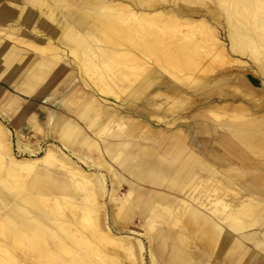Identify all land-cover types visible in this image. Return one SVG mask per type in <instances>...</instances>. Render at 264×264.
Listing matches in <instances>:
<instances>
[{
    "label": "bare ground",
    "instance_id": "obj_1",
    "mask_svg": "<svg viewBox=\"0 0 264 264\" xmlns=\"http://www.w3.org/2000/svg\"><path fill=\"white\" fill-rule=\"evenodd\" d=\"M23 44L43 54L30 60ZM65 55L119 107L73 88L45 128L29 116L36 133L75 147L80 165L51 144L16 157L0 125V264H147L146 246L151 264H262L253 250L264 251V0H0V79L52 97ZM197 100L206 107L191 116L221 129L222 152L149 130L151 118H189ZM136 103L149 118L129 112ZM164 105L182 113L167 120Z\"/></svg>",
    "mask_w": 264,
    "mask_h": 264
},
{
    "label": "rangeland",
    "instance_id": "obj_2",
    "mask_svg": "<svg viewBox=\"0 0 264 264\" xmlns=\"http://www.w3.org/2000/svg\"><path fill=\"white\" fill-rule=\"evenodd\" d=\"M17 20H18V24L23 23V20L21 19H17ZM19 27H22L24 31H30V28L27 25L21 24L19 25ZM40 34H41L40 32L37 34L32 33L27 36L21 35V37L28 38V39L29 38L35 39ZM224 41L225 43H227V40H224ZM23 46H26V45L23 44ZM25 48H27L28 50L27 57L30 60H33V59L37 60V58L43 54L42 49L40 48H34V47H29V46H26ZM63 60H65V62L67 61L68 63H66V65H63L62 67H59L57 69V72L55 73L56 75L52 79L51 90H49L52 97H48L47 95L48 93L43 92V91H47L49 85L44 90H41V92H43L44 95H46V97H43V94H37L36 97H33V96L31 97L29 95H24L20 93L19 90L15 88V85H13L11 82L0 79V92H1L0 125H2L9 133L10 147H11L13 155L16 157L32 158V157L40 156L43 153V150L45 149V147L51 144L55 147V149H57V151L62 156H66L70 160L77 162L76 155L72 153V150H74L75 147H70V148L66 147L63 144V142H61L58 139V136L55 134V132H52L50 130H48V132H45L44 135L41 133L40 134L36 133L33 130L32 123L30 122V118H29V116L32 115L33 113L36 114L37 115L36 117L40 119L41 125L45 128L46 125L44 124V116L46 114V111L49 109H52L54 112L56 111L58 113H63V105L61 104V100L63 99V97L67 95L69 96L70 91L73 88H79L80 91H85L88 93L93 92L96 95L97 101L100 104L109 105L110 107L112 105L119 107L118 100L116 99L114 100L113 98L101 96L99 93H96L94 90L92 91L90 87H87L82 83L80 74L78 71L79 68L76 62L73 60V57H71L70 55H65V58ZM247 63H250V62L247 61ZM233 68L237 69L235 67ZM235 71H236L235 73H237L240 70L237 69ZM239 73H245V72L240 71ZM249 73L250 72L245 73L246 76ZM165 77H166V74L164 75L163 79H165ZM167 78L168 77H166L165 80H167V82L170 80L168 83L173 82L175 88L177 87L176 89H178V86L176 85L177 83L173 79H170V78L167 79ZM221 78H222L221 81L226 83L225 82L226 80L234 78V76L231 74H227L226 76H223L222 74ZM162 89H164V87H162ZM153 91L154 92L156 91L155 88H152L149 93L151 94ZM201 93L202 92H200L198 95L196 94L195 96H197V98L199 97L201 98L200 96ZM77 96H80V93H78ZM10 98L11 99L14 98V100L12 99V103H10V104H13L11 105L13 107V111L12 109H9L8 105L6 104V100ZM47 98H50V99H47ZM159 100L160 99H158V101ZM204 106H205L204 100H201L200 102L199 100L195 101L192 104V106H190V108L185 111V115L189 113L188 114L189 118L177 119L174 123L172 122L166 123L165 122L166 120L157 121L151 118L152 123H150L151 128H149V130L152 132L151 133L152 136H156L155 139L159 138L160 136H183V137L187 136V139L190 145H192L195 149H197L200 152L201 151L203 152L205 149H207L206 151L211 150L214 152H222L221 148L217 144L214 143V139L221 136L220 135L221 129L218 128L217 129L218 132H215L211 130L210 128H208V130L207 129L204 130L203 127H201V125L203 123L207 124V122H205L207 121V119H203L202 117L201 119L200 117L191 116L194 110L204 109L203 108ZM166 107L167 105H164L159 110V114L163 116L164 114L167 113V116L165 117L167 120H172L173 116L176 115L177 117L182 113V111L178 110L176 111L175 115H173L174 112H168L166 110ZM130 108L131 109L129 112L132 113L133 116L136 118L144 120V118L146 117L149 118L150 116V113H149L151 112L150 108L142 104L136 103L135 106L130 107ZM123 111H128V108L123 107ZM203 115H205L207 118H211L210 114L206 112V110H204ZM208 123H210V121H208ZM136 140L137 139H135L134 141ZM206 146L208 147L205 148ZM28 147H30L33 151L28 150ZM76 149L79 150L80 154L87 153V150L85 147H82V148L80 147ZM250 156L252 155L250 154ZM77 164L80 165L79 162H77ZM81 167L84 170L88 169L83 164H81ZM125 192H127V188L120 190V193H125ZM134 223L139 224L137 218L134 219ZM125 234L128 235V233H125ZM130 235L134 239L136 240L140 239L144 243H146L145 235H143L142 232L141 234L134 232V233H130ZM253 252H255L253 254L255 258L258 256H261V254L264 253V251L258 248H255ZM143 257H144V260L147 261V264H151L150 262H148L149 253H148L147 246L145 250L143 251ZM162 264L164 263L162 262ZM262 264H264V261L262 262Z\"/></svg>",
    "mask_w": 264,
    "mask_h": 264
},
{
    "label": "crops",
    "instance_id": "obj_3",
    "mask_svg": "<svg viewBox=\"0 0 264 264\" xmlns=\"http://www.w3.org/2000/svg\"><path fill=\"white\" fill-rule=\"evenodd\" d=\"M34 114V113H33ZM36 115V114H35ZM37 116V115H36Z\"/></svg>",
    "mask_w": 264,
    "mask_h": 264
}]
</instances>
